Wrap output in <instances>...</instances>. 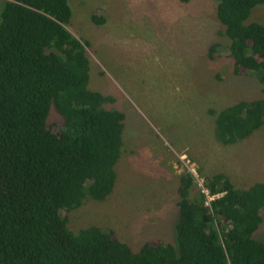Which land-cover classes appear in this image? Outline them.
I'll return each mask as SVG.
<instances>
[{"label": "trees", "instance_id": "16d2710c", "mask_svg": "<svg viewBox=\"0 0 264 264\" xmlns=\"http://www.w3.org/2000/svg\"><path fill=\"white\" fill-rule=\"evenodd\" d=\"M0 22V264H264L254 239L263 222L264 183L238 189L224 175L207 179L212 207L189 174L178 189L176 244L138 251L111 229L73 233L63 213L116 187L125 115L111 96L89 89L87 45L67 29L68 0H5ZM188 4L191 0H179ZM235 75L264 86V25L247 23L264 0H217ZM93 17L96 25L104 19ZM222 46L209 49L210 58ZM264 93V89H263ZM51 110L60 117L49 123ZM216 115L224 146L264 127V98ZM194 189V190H193Z\"/></svg>", "mask_w": 264, "mask_h": 264}, {"label": "rangeland", "instance_id": "374dc122", "mask_svg": "<svg viewBox=\"0 0 264 264\" xmlns=\"http://www.w3.org/2000/svg\"><path fill=\"white\" fill-rule=\"evenodd\" d=\"M68 1L67 29L90 56L89 89L111 96L107 107L126 117L115 190L63 213L73 233L111 229L134 251L176 244L178 189L189 162L206 180L221 174L238 189L264 183V127L235 145L215 138L213 112L264 98L257 78L233 72L217 0ZM96 15L103 25L93 22ZM247 23L264 25V5ZM214 44L222 48L210 58ZM59 119L51 110L49 123ZM262 216L254 239L264 244Z\"/></svg>", "mask_w": 264, "mask_h": 264}, {"label": "built area", "instance_id": "2783aa9c", "mask_svg": "<svg viewBox=\"0 0 264 264\" xmlns=\"http://www.w3.org/2000/svg\"><path fill=\"white\" fill-rule=\"evenodd\" d=\"M182 160H187V156L181 157ZM186 170V174L191 175V177L194 179L195 185L201 195H203L205 199V206L206 207H212V204L222 197H224L225 193H218V194H212L211 189L208 187L207 180L199 173V171L190 165V162L188 166H184Z\"/></svg>", "mask_w": 264, "mask_h": 264}]
</instances>
